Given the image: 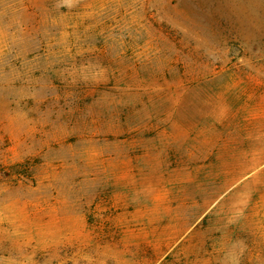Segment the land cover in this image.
<instances>
[{
  "label": "rangeland",
  "instance_id": "1",
  "mask_svg": "<svg viewBox=\"0 0 264 264\" xmlns=\"http://www.w3.org/2000/svg\"><path fill=\"white\" fill-rule=\"evenodd\" d=\"M0 264H264V0H0Z\"/></svg>",
  "mask_w": 264,
  "mask_h": 264
}]
</instances>
